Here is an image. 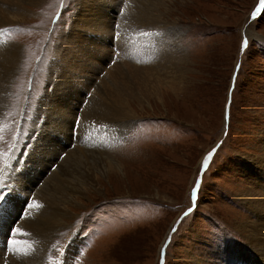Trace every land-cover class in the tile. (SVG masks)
<instances>
[{"label": "rangeland", "instance_id": "374dc122", "mask_svg": "<svg viewBox=\"0 0 264 264\" xmlns=\"http://www.w3.org/2000/svg\"><path fill=\"white\" fill-rule=\"evenodd\" d=\"M79 2L44 0L22 24L5 28L20 30L10 40L3 36L21 46L22 60L0 115V155L17 159L9 172L0 170V205L31 180L24 169L45 140L49 118L40 103L58 87L50 64L76 23ZM160 9L164 24L183 35L190 61L184 79L168 90L163 85L160 98L148 96L150 107L131 101L138 118L111 143L119 166L76 197L42 264H230L237 251L262 263L243 229L256 217L240 195L251 190L244 168L264 157V0H165ZM31 187L35 204L28 209L44 208L36 195L41 186ZM18 231V241L12 234L9 250L0 249L7 257L0 261L33 264L38 238L23 224Z\"/></svg>", "mask_w": 264, "mask_h": 264}, {"label": "bare ground", "instance_id": "6f19581e", "mask_svg": "<svg viewBox=\"0 0 264 264\" xmlns=\"http://www.w3.org/2000/svg\"><path fill=\"white\" fill-rule=\"evenodd\" d=\"M43 1L0 0V33L22 24L30 9ZM125 1L129 4L120 15ZM79 4L82 7L76 23L70 34L61 38L50 64L58 87L52 93L48 91L40 103L49 118L43 128L45 140L36 144L30 165L24 169V177L31 180L20 189L12 188L1 199L0 246L10 240L9 233L18 241L23 224L26 232L38 238L33 264H42L54 231L67 226L76 197L95 185L100 173L119 166L111 143L138 118L131 101L150 107L147 97L160 98L163 85L167 90L175 87L184 79L183 69L190 62L179 28H169L163 22L165 13L160 8L165 0H82ZM85 9H90L89 14ZM247 34L252 37L250 31ZM21 60V46L0 39V115ZM254 162L243 172L251 190L240 198L256 221L243 229L264 264V157H256ZM38 185L41 187L36 195L46 206L42 203L44 208L29 210L35 202L34 195L28 198L27 192H34L31 186ZM26 214L35 219L25 221L22 215ZM5 253L0 250V255L6 257ZM229 262L256 264L238 251ZM3 264L18 262L11 259Z\"/></svg>", "mask_w": 264, "mask_h": 264}, {"label": "snow or ice", "instance_id": "6c2138e0", "mask_svg": "<svg viewBox=\"0 0 264 264\" xmlns=\"http://www.w3.org/2000/svg\"><path fill=\"white\" fill-rule=\"evenodd\" d=\"M253 17H255V13H253ZM247 46V39L244 40L242 47H246ZM211 153H209V156L207 158H205L204 162H203V168H207L208 164H209V159L211 158ZM199 187V181L197 182V187L193 189L192 192V197H193V201H195L196 195H197V189ZM191 211V210H189ZM189 213H185V216H187ZM173 231H175V228L173 229Z\"/></svg>", "mask_w": 264, "mask_h": 264}]
</instances>
